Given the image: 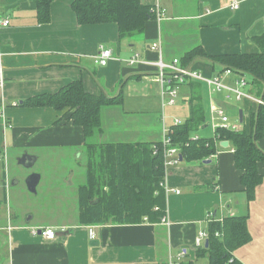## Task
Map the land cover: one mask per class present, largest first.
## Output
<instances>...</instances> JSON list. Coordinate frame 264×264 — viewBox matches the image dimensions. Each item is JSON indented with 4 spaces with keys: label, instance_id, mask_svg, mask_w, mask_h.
I'll use <instances>...</instances> for the list:
<instances>
[{
    "label": "crops",
    "instance_id": "crops-1",
    "mask_svg": "<svg viewBox=\"0 0 264 264\" xmlns=\"http://www.w3.org/2000/svg\"><path fill=\"white\" fill-rule=\"evenodd\" d=\"M140 2L159 5L163 19L159 23L148 20L143 33L119 40L115 24L79 25L72 0H54L47 23L38 21L35 0H0V21H9L7 27L0 28V206L10 208L13 195H25V178L31 174L40 176L35 195H55L60 201L74 198L76 203L71 218L60 217L57 224L32 225L33 217L20 218L7 210L6 225L0 227V264H209L207 256H196L195 238L199 232H207L209 224H221L227 217L245 218L249 237L234 248L233 257L241 264H264V164L257 165L262 180L249 201L232 147L228 142L227 148L220 147L226 142L222 141L208 164L182 161L165 169L166 188L179 192L169 191L165 196L168 225L145 219L136 224L82 225L77 220L78 188L86 182L88 166L83 131L68 121L66 111L22 105L27 99L55 94L80 80L88 94L121 100L118 106L101 109V131L93 140L160 142L163 129L174 124V118L165 116L167 108L187 106L185 120L189 118V91L182 87L176 105L163 104L156 69L150 65L158 56L149 49L153 43H160L166 63L180 60L197 46L209 56L258 51L253 38L264 30V0ZM102 49L111 52L105 66L94 63ZM135 54L140 62L128 64ZM187 67L207 77L219 75L218 67L202 59ZM199 91L206 121L216 116L214 108L232 109L223 94L212 95L205 85ZM241 103L242 123L239 112L236 124L230 121L238 126L233 132L249 134L254 108L247 102H235ZM256 144L264 152V136ZM69 150L70 168L64 160ZM24 156L35 158L31 168L42 165L27 175H22V170L11 173V164L22 167ZM48 160L54 165L44 166ZM90 226L96 227L95 240L88 237ZM34 229H52L55 237L33 236ZM182 252L185 256L178 260Z\"/></svg>",
    "mask_w": 264,
    "mask_h": 264
},
{
    "label": "trees",
    "instance_id": "trees-1",
    "mask_svg": "<svg viewBox=\"0 0 264 264\" xmlns=\"http://www.w3.org/2000/svg\"><path fill=\"white\" fill-rule=\"evenodd\" d=\"M53 1L35 0L40 23L49 21ZM71 8L79 25L115 24L119 40L140 35L145 23L155 19L153 7L143 5L140 0H72ZM253 42L258 48L253 54L209 56L197 46L184 54L179 60L180 65L187 67L195 59H202L214 68L218 67V74L227 69L244 73L251 79L250 92L264 99V30L253 38ZM204 85L188 81L183 86L189 91V118L170 128V148L180 151L183 162H202L217 153L220 142H228L235 166L242 172L241 186L251 201L262 180L257 165L264 164V152L259 150L256 142L264 136V108L257 107L251 112L249 134L216 128L211 137L197 136L198 131L207 127L199 91ZM120 101L119 97L88 94L81 81L76 80L55 94L35 96L22 102L24 107L66 111L68 121L83 131L88 166L86 182L78 188L77 220L82 225L136 224L143 219L159 223L165 215L166 168L161 143L93 141L101 131V109L118 106ZM245 222L243 217H227L221 224H209L207 247L196 251V256H207L209 264H241L233 257L232 251L249 238ZM215 232L220 233L219 238L214 236Z\"/></svg>",
    "mask_w": 264,
    "mask_h": 264
},
{
    "label": "built area",
    "instance_id": "built-area-1",
    "mask_svg": "<svg viewBox=\"0 0 264 264\" xmlns=\"http://www.w3.org/2000/svg\"><path fill=\"white\" fill-rule=\"evenodd\" d=\"M232 8L236 9L237 4H233ZM152 12L155 16V20L159 23L163 19V11L159 5H155L152 8ZM9 25L8 20L0 21V28H5ZM151 51L157 53V60L151 62L156 69L157 82L161 92V98L164 105L174 106L177 103L180 89L188 81L201 82L206 85L210 93L213 94H223L224 100L227 102H247L254 109L257 107L264 108V99L261 97H256L250 92L251 88V79L248 75L244 73L233 72L229 69L225 70L222 74L217 76L207 77L202 73L189 68L182 67L178 59H172L170 62H163L161 58V49L160 43H153L150 48ZM111 58V52L107 49H102L101 53L94 58V63L99 66H105ZM128 64L133 65L137 62H140L139 54H135L128 61ZM3 85V75L0 67V87ZM214 114L216 115L214 119L211 120V127L213 130L216 128H223L226 130L236 131L238 129L237 125H233L229 118L224 114V111L221 108H214ZM2 117V111L0 110V118ZM219 123L216 125L215 123ZM182 122L179 120H174L173 126H179ZM172 130L164 128L162 133V138L160 143L163 148V158H164V167L170 168L176 165H179V156H181L180 151L177 148H170V139L169 135ZM213 157V156H211ZM165 193L169 191L173 192L174 190H168L164 185ZM178 194V191H174ZM146 220V219H145ZM163 225H168L166 216L164 215L160 222ZM95 226H90L87 229L88 237L90 240H95ZM33 236H43L47 240H53L55 237V232L52 229L44 230H32ZM214 236L219 238L220 233L215 232ZM209 234L206 231H201L195 238L194 246L196 249H201L204 247L205 243L208 242ZM186 252H182L178 255V260L185 256Z\"/></svg>",
    "mask_w": 264,
    "mask_h": 264
},
{
    "label": "rangeland",
    "instance_id": "rangeland-1",
    "mask_svg": "<svg viewBox=\"0 0 264 264\" xmlns=\"http://www.w3.org/2000/svg\"><path fill=\"white\" fill-rule=\"evenodd\" d=\"M254 96L258 97L256 94L253 93ZM228 105H233L232 109H227L224 113L227 118H229L233 123L237 122L238 119V112L244 108L243 104H235V102H226ZM171 109V110H169ZM185 117H183V116ZM165 116L168 118H174L178 119L180 121H185L186 117L188 116V109L187 106L185 107H175V108H167L165 110ZM184 120H182L183 118ZM173 120V121H174ZM173 121L171 123H173ZM170 123V122H169ZM210 124V117L206 121V124ZM218 125L219 123H215ZM236 124V123H235ZM211 126L201 129L198 131V135L200 137H209L211 133H213ZM95 141V140H93ZM96 142V141H95ZM98 143V142H97ZM66 152V151H64ZM72 153L70 150L65 153V156H67V159L65 158V162L68 164V167H72L73 162L72 156L69 154ZM39 166H36L34 168L22 166L19 167L16 163H12L10 166V172L20 173V170H22V175H27L33 170H36L38 167L42 165V163L38 164ZM46 167L53 166L54 162L51 163L50 160H48L45 164H43ZM75 166V164H74ZM32 169V170H31ZM28 176H26L27 178ZM25 178V181H26ZM27 190V187H26ZM10 208L4 207L3 205L0 206V227L5 226V220L7 216V210H11L12 214H17L20 218H22V215L26 217L25 219H30L33 217L32 225L34 223H41V224H57L59 223L60 217H64L67 219H70L73 215L74 211L76 210V203L74 198H66V200H59L58 198L53 195V197H42L40 194L35 195V193H30L29 191L25 192L24 196H21L20 198H17L15 195H13L12 201L9 205ZM67 215V217H66ZM59 216V218H58ZM1 234V233H0Z\"/></svg>",
    "mask_w": 264,
    "mask_h": 264
},
{
    "label": "water",
    "instance_id": "water-1",
    "mask_svg": "<svg viewBox=\"0 0 264 264\" xmlns=\"http://www.w3.org/2000/svg\"><path fill=\"white\" fill-rule=\"evenodd\" d=\"M239 121L242 123V112L239 111ZM228 143L227 142H222L220 143V147L222 148H227ZM35 160L34 157L30 156H24L22 160H20V163H22L23 166L30 167L32 162ZM179 161L182 162V156H179ZM210 160H205L204 163L208 164ZM40 176L38 174H31L26 178L25 185L27 187V190L30 193H36V186L39 182ZM207 243H205V247H207Z\"/></svg>",
    "mask_w": 264,
    "mask_h": 264
}]
</instances>
